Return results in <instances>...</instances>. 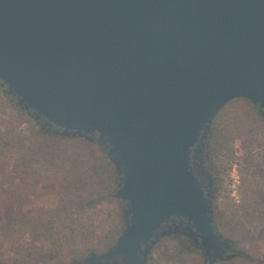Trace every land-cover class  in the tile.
Listing matches in <instances>:
<instances>
[{
    "label": "water",
    "instance_id": "water-1",
    "mask_svg": "<svg viewBox=\"0 0 264 264\" xmlns=\"http://www.w3.org/2000/svg\"><path fill=\"white\" fill-rule=\"evenodd\" d=\"M0 81L44 129L104 147L120 175L122 234L69 264H148L172 235L209 264L242 256L227 254L193 153L205 163L235 100L264 118V0H0Z\"/></svg>",
    "mask_w": 264,
    "mask_h": 264
},
{
    "label": "rangeland",
    "instance_id": "rangeland-1",
    "mask_svg": "<svg viewBox=\"0 0 264 264\" xmlns=\"http://www.w3.org/2000/svg\"><path fill=\"white\" fill-rule=\"evenodd\" d=\"M258 114V110L250 102L233 101L219 113L209 135L204 161L209 173L214 176L216 214L221 213L218 230L234 241L233 249L242 253V256L231 261L218 260L214 264H264V119ZM29 121L0 94V144L13 142L15 138L22 137L34 150V153L27 155L26 158L37 156L35 155L37 141L34 134H39L36 125ZM253 136L258 140L251 143L250 139L252 140ZM84 143L85 141H78L75 138L63 140L49 138L40 147L45 152L44 158H48L49 161L35 158L26 162L24 166L22 164L25 160L23 161L20 155L13 153L4 156L5 161L11 162L13 169L10 171L12 174H4L6 176L1 182L9 180L8 176H12L13 184L19 187L28 189L33 185L34 192L41 197L38 199L35 198L37 195L34 197L32 194L35 203L30 205L31 211L35 210L34 206L38 207L40 204L47 208L56 207L61 197L58 193L59 182L62 183L64 180L68 163L81 154H86L85 148L81 147ZM92 150V155L96 158L104 155V151L96 147ZM250 151L254 156L252 163H249L246 157ZM65 153L68 163H64L65 159L59 163L52 161V156L64 158ZM50 166L55 167L49 168L55 170L54 178H51L53 174L47 171ZM58 166L61 170L56 168ZM42 167L47 170H40ZM24 168L26 169L21 171ZM38 174L49 176L51 182L55 183V189L46 187L49 179L32 178ZM87 192L91 194V198L87 200H95V203L86 210L83 209V212L91 214L115 208L122 218L121 201L116 202L109 198L107 192L103 190L94 189ZM150 256L151 264H204L205 261L202 253L182 235L161 239Z\"/></svg>",
    "mask_w": 264,
    "mask_h": 264
},
{
    "label": "trees",
    "instance_id": "trees-1",
    "mask_svg": "<svg viewBox=\"0 0 264 264\" xmlns=\"http://www.w3.org/2000/svg\"><path fill=\"white\" fill-rule=\"evenodd\" d=\"M0 94L12 106H15L21 116H26L29 122L36 125L40 134V137L39 134H34L37 141L36 157L26 158L27 155L34 153V150L29 146L31 144H27L28 142L20 136L13 140L14 143L0 144V264H65L73 259L82 260L92 252L108 251L122 234L125 226L123 214L121 218V214L115 208L99 210L91 214L83 212V209L86 210L95 203V200H87L91 198L87 190H103L107 192L109 198L116 202L120 201L115 197L120 175L107 156V152L104 151V147H99L96 142H90L86 138H75L78 141H85L83 146L80 145L85 148V155L81 154L69 163L65 159L67 153L63 154L64 158H59L58 155L52 156V161L59 163L65 159L64 163H68L64 180L62 183L59 182L58 193L61 197L56 207L47 208L38 202L41 206H34L35 210L31 211L29 207L35 203L32 194L34 197L37 195L34 192L35 187L33 185L28 189L19 187L13 184L12 176H8L9 180L1 182L6 176L4 174H12L10 171L13 169L11 162L5 161L4 156H10L13 153L20 155L21 159L25 160L23 166L35 158L40 161L45 160V152L40 148L43 142L49 138L54 140L66 138L56 136L52 131L49 132V127L44 129V120L37 121L32 113L29 114L18 107L17 98L13 94H8L7 86L2 87L1 81ZM254 107L258 110L260 114L258 115L262 117L259 107ZM255 140L258 138L253 136L250 142ZM94 147L104 151V155L100 158L92 155ZM246 157L249 163L253 162L254 156L251 151L247 152ZM46 160L49 161L48 158ZM51 167H48V170L42 167L40 170H47L53 174L51 178H54L55 170L49 169ZM56 168L61 170L60 166ZM32 178L46 180L49 176L38 174L37 177ZM46 187L55 189L56 186L49 179ZM37 197L39 199L41 196L37 195L35 198ZM121 204L124 207L122 202ZM216 212L217 206L214 203L215 222L218 225L221 213L216 214ZM151 262L150 256L148 264Z\"/></svg>",
    "mask_w": 264,
    "mask_h": 264
},
{
    "label": "flooded vegetation",
    "instance_id": "flooded-vegetation-1",
    "mask_svg": "<svg viewBox=\"0 0 264 264\" xmlns=\"http://www.w3.org/2000/svg\"><path fill=\"white\" fill-rule=\"evenodd\" d=\"M51 129H52V132L58 130L56 127H51ZM193 166H194L203 186L205 187V189L207 191L213 190L214 186H215L214 176L209 173V171L206 167V164L202 162V158H201V155L199 153H196V152L193 153ZM191 244H193V246L202 253V251L200 249H198V247L195 246L193 241L191 242ZM234 252H237V250L230 249L227 251V254H231ZM204 259H205L204 264H207L210 262L205 257H204Z\"/></svg>",
    "mask_w": 264,
    "mask_h": 264
}]
</instances>
